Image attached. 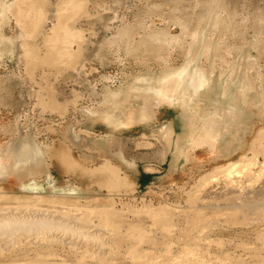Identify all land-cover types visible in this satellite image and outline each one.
I'll return each instance as SVG.
<instances>
[{
	"label": "rangeland",
	"instance_id": "obj_1",
	"mask_svg": "<svg viewBox=\"0 0 264 264\" xmlns=\"http://www.w3.org/2000/svg\"><path fill=\"white\" fill-rule=\"evenodd\" d=\"M16 2L0 0V208L26 217L40 208L80 212L109 232H98L104 249L77 235L74 242L63 236L67 243L34 233L20 242L7 237L15 240L0 247L8 246L0 264H179L187 256L200 264H226V257L264 264V216L191 222L200 184L241 161L264 130V0H127L124 20L101 31V51L80 71L55 63L36 68L33 81L20 60L15 18L6 16ZM124 28L130 35L121 40ZM179 73V91L152 101L163 78ZM192 119L197 139L190 138ZM222 133L235 137L234 150ZM30 134L56 147L40 172L19 170L5 151ZM105 209L109 215H98Z\"/></svg>",
	"mask_w": 264,
	"mask_h": 264
},
{
	"label": "bare ground",
	"instance_id": "obj_2",
	"mask_svg": "<svg viewBox=\"0 0 264 264\" xmlns=\"http://www.w3.org/2000/svg\"><path fill=\"white\" fill-rule=\"evenodd\" d=\"M97 5L101 6V9H96ZM108 6L105 3L101 4L99 0H55L54 2L51 0H17L16 4L8 9L9 14H6V16L8 19L11 17L15 18L18 37L23 41L22 48L18 53L21 57L20 60L27 67L30 80H34L36 68L54 66L55 63L56 65H67L69 63L70 65L75 64V69L80 71L84 62L92 56L95 57L104 40V37L101 36V31L105 33L112 31L115 19H122L123 21L129 7L127 0H112V4ZM3 10V5H0V18L4 15L3 12L5 10ZM112 15L113 17H111ZM49 22L53 24L51 30L47 29ZM130 30L124 28V33L119 38L121 40L125 38L123 36H127ZM200 30L195 31L194 39H197L198 36L200 38ZM1 31L2 27H0ZM40 41H42L43 46H41ZM182 76L183 73H179L175 77L166 75L163 78L162 84H159L157 94L149 93L152 96V101L161 103L164 101L165 96H174L181 87ZM201 86H203L202 83H200L199 87ZM28 95H32V92ZM109 97V95H105L104 102H108ZM114 104L117 105V103ZM220 114L225 115L222 111H220ZM241 114L242 116L245 115L244 113ZM111 121L113 120L111 119ZM217 123L222 125L220 122H216L215 124L217 125ZM204 126L211 128L205 123ZM190 128V138L196 137L197 139V130L200 129L197 121L192 119ZM166 130L165 137L163 138H166V142L169 143L171 141L172 130ZM218 130H222V128L218 127ZM213 131L218 132L216 130ZM222 137H228V148L231 146L233 150L236 148L232 141V138H235L232 133H222ZM185 139L189 138L186 136ZM197 143L199 144V142ZM53 149H56V147L42 144L37 137L30 134L28 136H22L20 140L11 143L10 147L6 148L5 151L14 162L11 165L18 167L19 170L21 167H25L29 172H40L45 167L48 168V160L51 158L50 151ZM226 155L229 154L226 153ZM261 155L263 156L261 157ZM261 158H263L262 161ZM104 166H108L114 173V169L111 163H109V160L106 161ZM117 178L115 177V180L119 179ZM206 179L208 180L202 181L203 183L198 187L199 189L196 195L197 197L194 198L195 200H191L195 202L194 204L192 203V206H194L192 223L194 222L200 225V223L206 222L208 225V223H211L209 221L216 223L215 221L218 220L227 223V225H232L243 223L242 220L244 219H247V221L248 219H262L264 216V130L251 142L249 153H246L241 161L230 162L228 166L218 168L214 175H210ZM31 209H26V211L30 212ZM36 212L37 217H26L21 216L19 208H0V247L15 240H7V237L17 238L19 239L18 242H20L21 238H25V236L21 237L23 233L43 234L44 238L49 239L52 243H63L65 241V238H62L63 236L66 237L69 235L68 237L72 240L77 235L87 240L89 244L91 242L100 243L103 249L104 245H107L106 242H103L104 236L102 237V234L98 232L103 231L104 233H108V226L102 227L101 223L100 225L90 224V220L84 216V213H69L49 208H40ZM109 213L110 210L108 209L98 211V215L106 214L107 216ZM109 219L112 218L110 217ZM116 221L117 219L114 222ZM112 223L110 221V224ZM191 226L193 227V225ZM70 247L72 246L70 245ZM90 248L88 247L92 251ZM5 249L1 248L0 251L5 252ZM89 250L82 251L86 252V257L93 255L94 257L92 258L94 259L95 256H99L94 250L93 252ZM102 254L104 255L105 253L103 252ZM188 257H181V260H179V257V264H197L200 261L198 258H196L198 262L195 261V256L192 258L193 260ZM105 258H108L106 254L104 257H101L102 260ZM224 259L226 260V264H233L227 257Z\"/></svg>",
	"mask_w": 264,
	"mask_h": 264
}]
</instances>
